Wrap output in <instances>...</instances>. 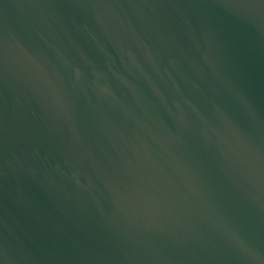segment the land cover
<instances>
[{"label": "water", "instance_id": "obj_1", "mask_svg": "<svg viewBox=\"0 0 264 264\" xmlns=\"http://www.w3.org/2000/svg\"><path fill=\"white\" fill-rule=\"evenodd\" d=\"M0 264H264V0H0Z\"/></svg>", "mask_w": 264, "mask_h": 264}]
</instances>
